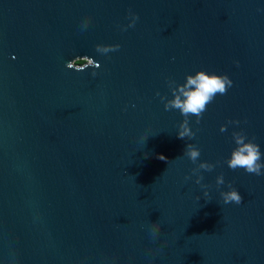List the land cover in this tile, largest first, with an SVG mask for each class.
I'll return each instance as SVG.
<instances>
[{"label": "water", "instance_id": "95a60500", "mask_svg": "<svg viewBox=\"0 0 264 264\" xmlns=\"http://www.w3.org/2000/svg\"><path fill=\"white\" fill-rule=\"evenodd\" d=\"M196 70L232 86L181 140L164 99ZM233 131L264 162V0H0V264H264V169L228 167Z\"/></svg>", "mask_w": 264, "mask_h": 264}, {"label": "clouds", "instance_id": "9594fccd", "mask_svg": "<svg viewBox=\"0 0 264 264\" xmlns=\"http://www.w3.org/2000/svg\"><path fill=\"white\" fill-rule=\"evenodd\" d=\"M136 15L132 14V21L129 22V27L134 26V21L137 19ZM87 23V21H85ZM119 45H96L97 52L108 53L111 50L118 49ZM175 84L173 87L172 85ZM232 86L231 79L226 74H217L215 72H207L204 70H196L193 74H186L183 83H175L169 81V88L172 92L170 99H164L165 110H178L184 117L176 132L177 138L184 140L185 138H193L195 133L189 126V116L196 117V123L200 122L202 114L207 110L208 104L219 94L223 95L227 92L228 88ZM228 123H238V121H229ZM226 125H220V131H226ZM232 137L235 147L232 148L230 156L227 158L226 163L232 170L243 169L250 174L261 175V170L264 169V162L261 161V151L259 145L251 139H246L243 131H233ZM183 155L196 165L191 169L195 176V183L200 184L204 189V196L208 197L207 185L201 184L202 175L200 170L211 171L214 167L212 163L199 160L201 155L197 146L188 143L185 145ZM161 160H166V157L160 155ZM199 161V162H198ZM190 176H185V179H191ZM216 185L219 187L224 184L223 175H217ZM220 196L225 204L236 203L239 204L242 200L240 193L231 185L227 191H221ZM197 199H200L197 197ZM161 221L158 219L152 222L150 232L155 238L160 231Z\"/></svg>", "mask_w": 264, "mask_h": 264}, {"label": "trees", "instance_id": "16d2710c", "mask_svg": "<svg viewBox=\"0 0 264 264\" xmlns=\"http://www.w3.org/2000/svg\"><path fill=\"white\" fill-rule=\"evenodd\" d=\"M81 62H83V59H76L75 60V63H81Z\"/></svg>", "mask_w": 264, "mask_h": 264}, {"label": "rangeland", "instance_id": "374dc122", "mask_svg": "<svg viewBox=\"0 0 264 264\" xmlns=\"http://www.w3.org/2000/svg\"><path fill=\"white\" fill-rule=\"evenodd\" d=\"M76 60V59H75ZM75 60H74V62H75Z\"/></svg>", "mask_w": 264, "mask_h": 264}]
</instances>
